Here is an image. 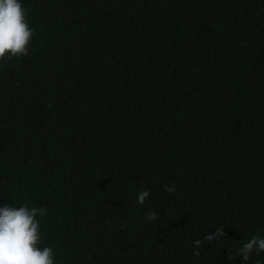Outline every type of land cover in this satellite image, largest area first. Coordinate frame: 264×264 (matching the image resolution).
I'll list each match as a JSON object with an SVG mask.
<instances>
[{
    "label": "trees",
    "instance_id": "1",
    "mask_svg": "<svg viewBox=\"0 0 264 264\" xmlns=\"http://www.w3.org/2000/svg\"><path fill=\"white\" fill-rule=\"evenodd\" d=\"M21 3L0 205L47 211L56 264H264L235 255L264 238V0Z\"/></svg>",
    "mask_w": 264,
    "mask_h": 264
},
{
    "label": "clouds",
    "instance_id": "2",
    "mask_svg": "<svg viewBox=\"0 0 264 264\" xmlns=\"http://www.w3.org/2000/svg\"><path fill=\"white\" fill-rule=\"evenodd\" d=\"M33 35L34 29L29 26L27 11L21 0H0V62L28 55ZM164 188L168 193L176 191L175 186L165 184ZM149 196L148 191L139 193L137 203L142 205ZM46 215L47 211L42 207L0 205V264H56L54 249L40 246L42 238L37 217ZM156 219L155 212L145 215L147 221ZM223 236L221 228L214 235L205 236L204 240H194L195 254H200L205 241L212 242ZM253 252L264 253V238L252 237L235 255L247 261Z\"/></svg>",
    "mask_w": 264,
    "mask_h": 264
}]
</instances>
